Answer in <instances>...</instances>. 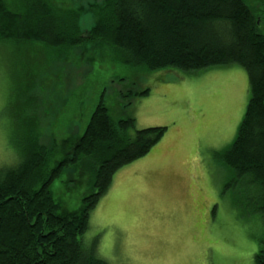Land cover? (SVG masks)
<instances>
[{
	"label": "rangeland",
	"instance_id": "374dc122",
	"mask_svg": "<svg viewBox=\"0 0 264 264\" xmlns=\"http://www.w3.org/2000/svg\"><path fill=\"white\" fill-rule=\"evenodd\" d=\"M51 3L85 11L81 38L94 24L89 12L104 5ZM91 42L50 52L25 42L0 44V163L14 159L15 142L27 134L58 161L102 97L114 121L129 116L136 130L166 131L146 156L114 174L90 213L82 244L94 242L107 264H255L262 220L244 207L246 188L225 187L229 173L217 159L243 118L246 73L237 65L149 73L118 63L112 48ZM146 88L147 95L135 97ZM89 167L68 169L58 198L78 203L82 190L89 191L81 184L89 181Z\"/></svg>",
	"mask_w": 264,
	"mask_h": 264
},
{
	"label": "trees",
	"instance_id": "16d2710c",
	"mask_svg": "<svg viewBox=\"0 0 264 264\" xmlns=\"http://www.w3.org/2000/svg\"><path fill=\"white\" fill-rule=\"evenodd\" d=\"M103 1L89 12L94 24L81 38L78 20L85 11L60 9L51 0H0V44L55 51L83 46L89 37L92 45L112 48L118 63L149 73L241 67L248 102L232 143L217 159L229 173L225 187L246 188L244 207L262 220L253 260L264 264V0ZM101 98L58 161L27 134L15 142L14 159L0 163V264H107L94 242L82 244L90 213L114 174L146 156L166 127L136 130L129 116L114 121ZM88 164L92 173L81 184L89 191L82 190L78 203L58 198L66 190L64 173Z\"/></svg>",
	"mask_w": 264,
	"mask_h": 264
},
{
	"label": "crops",
	"instance_id": "0c3cea01",
	"mask_svg": "<svg viewBox=\"0 0 264 264\" xmlns=\"http://www.w3.org/2000/svg\"><path fill=\"white\" fill-rule=\"evenodd\" d=\"M132 166H134L133 164H132ZM141 167H138L137 169H140ZM137 169H133V170H131V171H125V172H123V173H129V172H132V171H135V172H137L136 170ZM120 177V174L118 175V178ZM120 180V179H119ZM112 181H113V179H112Z\"/></svg>",
	"mask_w": 264,
	"mask_h": 264
}]
</instances>
